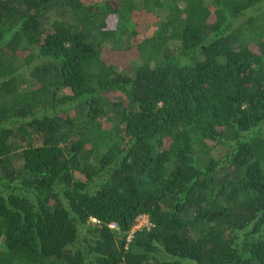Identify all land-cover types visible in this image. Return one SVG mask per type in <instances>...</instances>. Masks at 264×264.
<instances>
[{
  "label": "trees",
  "instance_id": "1",
  "mask_svg": "<svg viewBox=\"0 0 264 264\" xmlns=\"http://www.w3.org/2000/svg\"><path fill=\"white\" fill-rule=\"evenodd\" d=\"M0 264H264V0H0Z\"/></svg>",
  "mask_w": 264,
  "mask_h": 264
},
{
  "label": "built area",
  "instance_id": "2",
  "mask_svg": "<svg viewBox=\"0 0 264 264\" xmlns=\"http://www.w3.org/2000/svg\"><path fill=\"white\" fill-rule=\"evenodd\" d=\"M111 228H115L114 225L110 226ZM149 227L148 219L145 216H140L135 220V227L134 230H140L142 228ZM131 239V236H129L128 241Z\"/></svg>",
  "mask_w": 264,
  "mask_h": 264
},
{
  "label": "clouds",
  "instance_id": "3",
  "mask_svg": "<svg viewBox=\"0 0 264 264\" xmlns=\"http://www.w3.org/2000/svg\"><path fill=\"white\" fill-rule=\"evenodd\" d=\"M148 223H149V222H148ZM134 227H135V225H134ZM134 227L132 228L131 233H130V235H129V236H131V238H132V235L134 234V232H135V231H138V230H134ZM128 238H129V237H128ZM130 240H131V239H130ZM130 240H129V241H130ZM129 241H128V239H127V242H129Z\"/></svg>",
  "mask_w": 264,
  "mask_h": 264
},
{
  "label": "rangeland",
  "instance_id": "4",
  "mask_svg": "<svg viewBox=\"0 0 264 264\" xmlns=\"http://www.w3.org/2000/svg\"><path fill=\"white\" fill-rule=\"evenodd\" d=\"M124 58H125V56L122 57V60H124ZM126 58H127V59H125V61H126V60H130L132 57L128 55Z\"/></svg>",
  "mask_w": 264,
  "mask_h": 264
}]
</instances>
